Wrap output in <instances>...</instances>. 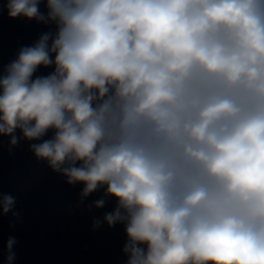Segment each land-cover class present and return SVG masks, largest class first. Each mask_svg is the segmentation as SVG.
I'll list each match as a JSON object with an SVG mask.
<instances>
[{
	"label": "clouds",
	"instance_id": "obj_1",
	"mask_svg": "<svg viewBox=\"0 0 264 264\" xmlns=\"http://www.w3.org/2000/svg\"><path fill=\"white\" fill-rule=\"evenodd\" d=\"M7 9L56 32L0 76V136L15 146L17 130L29 141L54 132L30 150L83 184L82 198L103 188L116 199L104 222L124 224L126 264H264V0ZM40 66L54 71L33 79ZM14 206L0 193V215L17 217Z\"/></svg>",
	"mask_w": 264,
	"mask_h": 264
}]
</instances>
